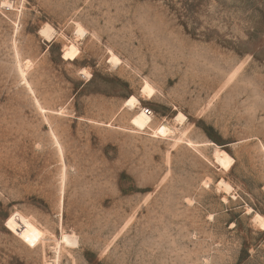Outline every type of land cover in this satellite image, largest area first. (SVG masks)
<instances>
[{
    "label": "rangeland",
    "instance_id": "1",
    "mask_svg": "<svg viewBox=\"0 0 264 264\" xmlns=\"http://www.w3.org/2000/svg\"><path fill=\"white\" fill-rule=\"evenodd\" d=\"M255 215L264 0H0V264H264Z\"/></svg>",
    "mask_w": 264,
    "mask_h": 264
},
{
    "label": "bare ground",
    "instance_id": "2",
    "mask_svg": "<svg viewBox=\"0 0 264 264\" xmlns=\"http://www.w3.org/2000/svg\"><path fill=\"white\" fill-rule=\"evenodd\" d=\"M2 5H4V7H9V8L11 7V5L8 3H6V4L2 3ZM50 29H51L50 27L44 26L41 29H39L38 34L43 36V37L49 38L50 32H51ZM84 31L85 30H83L80 26H78L76 29V35L77 36H83ZM61 52H62V57L64 59H68V60L74 59L78 54V48L76 47V45L74 43H70V44L64 46L62 48ZM15 55H16V61H17L16 64L18 65L17 69L19 71L20 77L23 80H25L26 71H27L28 67H30V61L29 60H22L20 58L19 52H18L16 47H15ZM117 61H118L117 58L113 55L109 59V62H112L113 64H116ZM84 73L87 77H89V74H87L86 72H84ZM25 84H26V82H25ZM27 88L31 91V93L33 95V99H34L33 102H34L35 106L37 107L39 112L42 113L43 117L45 118L46 123L49 127V131H50L52 137L54 138L55 142L57 143V145L60 148V144L58 142V139L55 136V134L51 128V125L48 121V118L46 116V109H44L40 105L38 99L34 96L33 90L29 86V84H27ZM143 92L147 93V94H152V93H154V89L146 83L143 87ZM136 104H138V100L135 97L131 96L130 98H128L123 103V107L133 108ZM176 120H178L180 123H183L184 116L179 113L176 117ZM151 122H152V116L150 113H147L144 108H141L138 111V113L131 119V124L133 125V127L135 126V128H137V129H144V128L150 126ZM157 133L159 135H167L169 133H172V128L168 124L162 123L158 126ZM213 159L215 160V162L217 163L218 166H220L221 168H223L225 170L229 169L233 163V159L229 155H227L223 150L218 149V148L214 149ZM254 219H255V221H259V223L262 225V227H264V219L261 216L255 215ZM76 237L77 236H75V235H72V234H69V233L62 231L61 236H60V243L63 244L64 246H69V247L75 246L77 244V238ZM56 251H57V254L59 255V247L56 249Z\"/></svg>",
    "mask_w": 264,
    "mask_h": 264
}]
</instances>
